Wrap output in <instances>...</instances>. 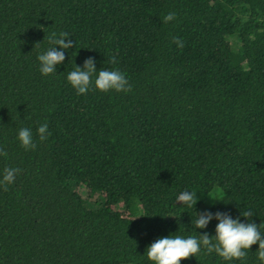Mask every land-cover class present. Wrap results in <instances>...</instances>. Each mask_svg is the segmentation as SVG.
<instances>
[{
	"label": "trees",
	"instance_id": "16d2710c",
	"mask_svg": "<svg viewBox=\"0 0 264 264\" xmlns=\"http://www.w3.org/2000/svg\"><path fill=\"white\" fill-rule=\"evenodd\" d=\"M53 31L75 43L43 76ZM88 58L131 90L78 95L66 76ZM0 153L20 170L0 186V264H150L156 239L195 234L185 190L198 213L264 223V0H0Z\"/></svg>",
	"mask_w": 264,
	"mask_h": 264
},
{
	"label": "clouds",
	"instance_id": "9594fccd",
	"mask_svg": "<svg viewBox=\"0 0 264 264\" xmlns=\"http://www.w3.org/2000/svg\"><path fill=\"white\" fill-rule=\"evenodd\" d=\"M174 19L175 13L169 12L163 22L167 23ZM48 41L50 46L37 56L39 72L43 76L56 74L57 66L65 61L66 51L72 49L75 43L64 31L51 32ZM175 42L178 47H183L182 41L176 40ZM115 62V57H113L112 63ZM93 77H95L94 80ZM66 80L78 95L86 94L93 86L101 92L115 91L119 93L131 90L126 74L118 69L101 68L97 70L96 61L93 58L86 59L82 67L75 65L73 70L68 72ZM49 135L47 122L36 129V136L40 141H45ZM16 139L25 150H34L37 146L30 128H19ZM0 154L6 155V153ZM19 171L18 168L5 169L0 174V186L14 183ZM196 194V191L185 190L176 197V204H179V207L192 209L194 206L195 216L191 223L195 234H169L156 239L146 248L143 255L150 261V264H181V261L189 258L196 259V256L201 253L215 254L229 264L234 261L246 264L247 254L253 245H258L255 252L258 264H264V223L257 225L252 219L251 211L240 212L236 218L226 212L198 213L196 211L198 201ZM209 198L212 201L220 202ZM213 220L216 221L214 234H209L206 230Z\"/></svg>",
	"mask_w": 264,
	"mask_h": 264
},
{
	"label": "rangeland",
	"instance_id": "374dc122",
	"mask_svg": "<svg viewBox=\"0 0 264 264\" xmlns=\"http://www.w3.org/2000/svg\"><path fill=\"white\" fill-rule=\"evenodd\" d=\"M232 46L234 47V49L236 48V46L234 44ZM216 192H214V194L212 193V198H214L215 196H218V193H216Z\"/></svg>",
	"mask_w": 264,
	"mask_h": 264
}]
</instances>
